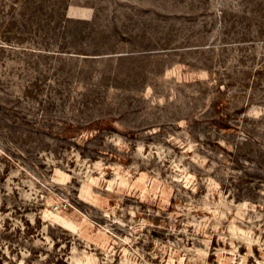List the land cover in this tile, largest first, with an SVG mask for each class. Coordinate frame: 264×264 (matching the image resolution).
I'll use <instances>...</instances> for the list:
<instances>
[{"label":"rangeland","instance_id":"1","mask_svg":"<svg viewBox=\"0 0 264 264\" xmlns=\"http://www.w3.org/2000/svg\"><path fill=\"white\" fill-rule=\"evenodd\" d=\"M0 264H264V0H0Z\"/></svg>","mask_w":264,"mask_h":264}]
</instances>
